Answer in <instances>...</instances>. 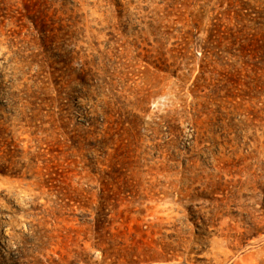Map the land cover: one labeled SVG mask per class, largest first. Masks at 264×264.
Masks as SVG:
<instances>
[{"label":"rangeland","instance_id":"rangeland-1","mask_svg":"<svg viewBox=\"0 0 264 264\" xmlns=\"http://www.w3.org/2000/svg\"><path fill=\"white\" fill-rule=\"evenodd\" d=\"M0 264H264V0H0Z\"/></svg>","mask_w":264,"mask_h":264}]
</instances>
